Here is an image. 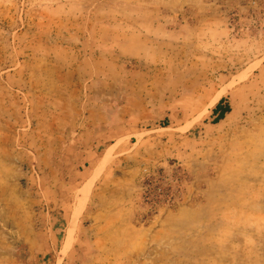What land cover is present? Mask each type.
Masks as SVG:
<instances>
[{"label": "rangeland", "instance_id": "1", "mask_svg": "<svg viewBox=\"0 0 264 264\" xmlns=\"http://www.w3.org/2000/svg\"><path fill=\"white\" fill-rule=\"evenodd\" d=\"M0 264H264V0H0Z\"/></svg>", "mask_w": 264, "mask_h": 264}, {"label": "trees", "instance_id": "2", "mask_svg": "<svg viewBox=\"0 0 264 264\" xmlns=\"http://www.w3.org/2000/svg\"><path fill=\"white\" fill-rule=\"evenodd\" d=\"M231 112V105L228 101V98L221 97L217 103L214 105L212 109V116L213 120L212 123H218L224 117ZM159 175V179L156 178H146L143 182L144 187V199L148 201H152L154 205L160 202V199H171L172 198V191L170 192V188L163 187L162 185H158L161 179ZM157 177V178H158ZM165 178V177H164Z\"/></svg>", "mask_w": 264, "mask_h": 264}, {"label": "bare ground", "instance_id": "3", "mask_svg": "<svg viewBox=\"0 0 264 264\" xmlns=\"http://www.w3.org/2000/svg\"><path fill=\"white\" fill-rule=\"evenodd\" d=\"M88 191H89V185L87 184V185L83 188L82 192L80 193L81 195H80V197H79V205H78V207H77L76 210H75V211H76V215H75V217H74V219H73V221H72V223H71V226H72V227L74 226V222H75V220H76V216L80 213L82 207L84 206L85 199H86V195H87ZM70 233H71V231H70ZM68 236H69V234H68Z\"/></svg>", "mask_w": 264, "mask_h": 264}]
</instances>
